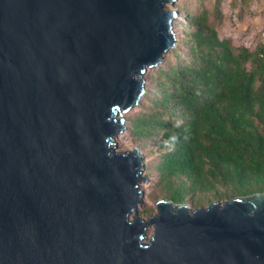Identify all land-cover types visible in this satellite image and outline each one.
<instances>
[{
  "label": "water",
  "instance_id": "obj_1",
  "mask_svg": "<svg viewBox=\"0 0 264 264\" xmlns=\"http://www.w3.org/2000/svg\"><path fill=\"white\" fill-rule=\"evenodd\" d=\"M176 1L0 0V264H264V192L138 213L145 157L116 137Z\"/></svg>",
  "mask_w": 264,
  "mask_h": 264
},
{
  "label": "trees",
  "instance_id": "obj_2",
  "mask_svg": "<svg viewBox=\"0 0 264 264\" xmlns=\"http://www.w3.org/2000/svg\"><path fill=\"white\" fill-rule=\"evenodd\" d=\"M189 21L188 60L156 67L158 97L145 91L137 106L150 110L127 130L143 147L155 136L157 182L175 204L264 192V43L235 48L202 15Z\"/></svg>",
  "mask_w": 264,
  "mask_h": 264
},
{
  "label": "rangeland",
  "instance_id": "obj_3",
  "mask_svg": "<svg viewBox=\"0 0 264 264\" xmlns=\"http://www.w3.org/2000/svg\"><path fill=\"white\" fill-rule=\"evenodd\" d=\"M167 7L176 11V17L173 20V26L176 33V52L169 50L165 55L161 67L169 61L182 63L188 60L187 49L190 33L193 29L189 18L192 16L202 15L206 22L214 26L220 37H228L232 40L235 48L239 45H249L253 48L259 43H264V0H225L221 5L219 16L215 13L214 0H177ZM155 69H147L144 78L146 82V90L150 91L155 97H158V86L151 77L155 74ZM156 93V94H154ZM143 101V100H142ZM146 105H149L146 102ZM148 111V106H136L131 112L124 114L126 117V126L129 125L131 119L138 111ZM143 147L139 145V141L134 140L128 130L122 134H118L116 141L120 151L133 150L134 146H139L145 157V168L141 175L145 176L147 182L140 181V189L143 190L142 203L138 205V213L141 217L147 219L156 213L155 203L159 198H168L166 190L157 182V175L154 165L158 160V151L156 149L155 136L151 139H140ZM143 147V148H142ZM215 200L222 201L220 198ZM210 201H205L199 205L187 200L185 205L190 208L204 206ZM153 226L147 228V235L152 231Z\"/></svg>",
  "mask_w": 264,
  "mask_h": 264
}]
</instances>
